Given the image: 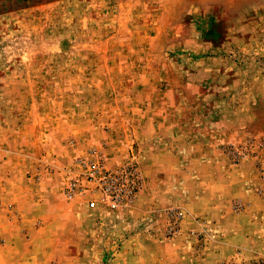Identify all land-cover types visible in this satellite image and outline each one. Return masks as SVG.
Instances as JSON below:
<instances>
[{"label":"rangeland","instance_id":"obj_1","mask_svg":"<svg viewBox=\"0 0 264 264\" xmlns=\"http://www.w3.org/2000/svg\"><path fill=\"white\" fill-rule=\"evenodd\" d=\"M139 132H180L169 150L193 147L198 161L213 147L226 165L251 163L264 198V0H0V159L28 160L45 146L62 187L72 162L93 154L109 167L132 163L142 175L122 212L90 211L61 195L63 222L37 218L26 236L33 255L6 259L0 239V261L210 264L228 256V264H264L261 225L260 246L229 253L213 238L220 223L201 216L193 218L201 230L171 243L185 211L173 203L172 169L154 167L142 196ZM231 206L241 209L238 200ZM254 206L261 224L264 208ZM173 211L182 218L166 237Z\"/></svg>","mask_w":264,"mask_h":264},{"label":"crops","instance_id":"obj_2","mask_svg":"<svg viewBox=\"0 0 264 264\" xmlns=\"http://www.w3.org/2000/svg\"><path fill=\"white\" fill-rule=\"evenodd\" d=\"M139 134L140 146L145 148L141 169L146 182L142 196H149L148 192L155 176V171H151L154 167L165 172L172 169L174 173L178 196L175 194L177 198L173 199V203L182 207L185 214L181 230L171 243L181 242L189 231L201 230L199 224L193 220L194 217L201 216L207 221L220 223V229L213 238L220 237L216 244L219 248L228 250L227 253L231 248L239 247L243 243L248 246L252 242L253 247L261 245L259 243L262 242L257 239L259 232L255 229L259 225L264 229V222L260 224L256 220L258 214L254 204L261 203L264 208V198L255 194L253 187L256 180L251 163L226 165L221 158L218 159L221 152L213 147H210L205 152L204 159L199 161L197 158L200 154H197L193 147L177 152L170 151V146L181 137L180 132ZM195 136L196 132H189V143L192 138L195 142ZM44 147L38 146V155L30 152L28 160L0 159V239L3 253H8L6 259L16 256L18 252L23 257L33 255L31 237L26 239V236L34 230L33 224L37 218H41L46 226L64 220V200L61 196L64 178L51 170L53 162L47 154L42 155ZM168 153L172 157H169ZM162 156L165 158L164 162L160 158ZM203 168L208 169L206 174L201 173ZM233 200H238L240 211L232 209ZM139 202L140 200L136 201L137 204ZM13 212L16 215H13ZM15 218L19 220L16 221ZM160 221L165 224L166 216L162 215ZM202 231L209 240L207 230ZM223 257H216L210 264H228L231 259L228 256ZM193 263L201 264V260ZM0 264L11 262L0 261Z\"/></svg>","mask_w":264,"mask_h":264},{"label":"built area","instance_id":"obj_3","mask_svg":"<svg viewBox=\"0 0 264 264\" xmlns=\"http://www.w3.org/2000/svg\"><path fill=\"white\" fill-rule=\"evenodd\" d=\"M68 178L62 187L67 199H78L90 211L122 212L134 202L142 184V175L132 163L116 167L106 165L97 155L76 158L65 171ZM180 211L168 213L166 237L178 232Z\"/></svg>","mask_w":264,"mask_h":264}]
</instances>
